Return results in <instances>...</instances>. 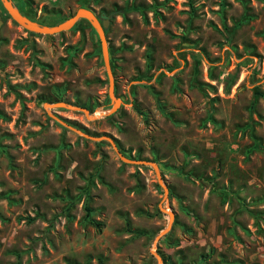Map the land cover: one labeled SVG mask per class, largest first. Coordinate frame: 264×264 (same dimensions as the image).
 <instances>
[{
	"label": "rangeland",
	"instance_id": "obj_1",
	"mask_svg": "<svg viewBox=\"0 0 264 264\" xmlns=\"http://www.w3.org/2000/svg\"><path fill=\"white\" fill-rule=\"evenodd\" d=\"M11 1L41 24L106 18L119 104L45 109L110 106L97 35L30 32L0 4V264H157L159 204L161 264H264V0ZM48 112L154 162L163 201L149 164Z\"/></svg>",
	"mask_w": 264,
	"mask_h": 264
},
{
	"label": "water",
	"instance_id": "obj_2",
	"mask_svg": "<svg viewBox=\"0 0 264 264\" xmlns=\"http://www.w3.org/2000/svg\"><path fill=\"white\" fill-rule=\"evenodd\" d=\"M0 4L12 21H14L15 23L23 27L25 30L30 31V32L39 33V34H56V33H60L62 31H65L71 28L79 19H84L89 23V25L93 28V30L95 31L97 35L99 46H100L101 58H102L103 66H104L106 76H107V82H108L107 94L110 99V106L106 108L103 112H98V114H94L95 112H89V110L85 107L74 105V104H71L69 102H64V101H57V102H51V103L45 102L43 103V106L45 109L62 106L64 108H71V109L79 110L82 112L84 117L88 120L96 119L101 116H108L116 110L119 104V100L118 98L114 96V93H113L112 74H111L109 59H108V48H107L106 39L104 35V28L106 27V24H107L106 18L99 19L93 10L89 8H85V7H78L74 10V12L70 16L66 17L64 20L58 23L41 24L35 20H31L26 15H24L18 9V7L13 5L11 0H0ZM48 113L54 120L58 121L63 126L68 127L69 129L73 130L74 132L81 135L82 137L91 139L93 141H99V140L107 141L109 145L111 146V148L113 149V151L115 152V154L117 155V157L121 161L126 162V163H132V164H149L153 168L157 183L162 188V191H163L162 201H163V198L165 197L166 192H167V188L164 182L162 181V177L159 174L158 167L154 162L144 160V159H135V158L126 157L120 152L112 136L107 135V134H99V135L89 134L87 132L81 131L78 128L72 127L67 122L58 118L55 114L51 112H48ZM158 207L161 211L165 212L168 216L167 224L165 225L164 228H162L154 236L153 241H152L151 253L156 257L157 264H161L160 257L154 251V245L156 241L159 239V237L165 234L170 228V225L172 223V218H173V212L168 207L162 208L160 204Z\"/></svg>",
	"mask_w": 264,
	"mask_h": 264
},
{
	"label": "trees",
	"instance_id": "obj_3",
	"mask_svg": "<svg viewBox=\"0 0 264 264\" xmlns=\"http://www.w3.org/2000/svg\"><path fill=\"white\" fill-rule=\"evenodd\" d=\"M25 15V14H24ZM29 18V17H28ZM31 20H33L32 18H30ZM78 23V21L74 24V25H76ZM84 209H85V211L86 212H88L89 211V209L85 206L84 207ZM134 231V233H136V234H142L143 233V231H141V230H133ZM98 264H101V262H100V259L98 258Z\"/></svg>",
	"mask_w": 264,
	"mask_h": 264
},
{
	"label": "flooded vegetation",
	"instance_id": "obj_4",
	"mask_svg": "<svg viewBox=\"0 0 264 264\" xmlns=\"http://www.w3.org/2000/svg\"><path fill=\"white\" fill-rule=\"evenodd\" d=\"M97 17L101 18L100 16H97Z\"/></svg>",
	"mask_w": 264,
	"mask_h": 264
},
{
	"label": "bare ground",
	"instance_id": "obj_5",
	"mask_svg": "<svg viewBox=\"0 0 264 264\" xmlns=\"http://www.w3.org/2000/svg\"><path fill=\"white\" fill-rule=\"evenodd\" d=\"M96 114H98V113H96Z\"/></svg>",
	"mask_w": 264,
	"mask_h": 264
}]
</instances>
